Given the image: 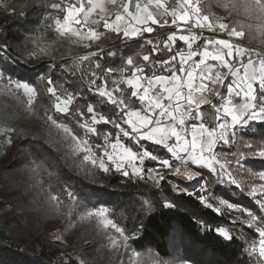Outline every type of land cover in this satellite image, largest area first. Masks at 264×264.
<instances>
[{
	"label": "snow or ice",
	"instance_id": "1",
	"mask_svg": "<svg viewBox=\"0 0 264 264\" xmlns=\"http://www.w3.org/2000/svg\"><path fill=\"white\" fill-rule=\"evenodd\" d=\"M37 2L43 11L36 27L27 30L32 35L24 37L23 50L27 61L52 57L48 71L38 73L37 79L52 101L42 119L60 133L54 146H63L65 161L86 174L90 168L116 172L154 187L173 180L172 190L177 192L188 187L177 177L196 182L201 204L221 215L238 214L230 221L232 229L216 231L230 241L234 230H249L242 250L255 264H264V171L245 167L250 158L264 160V146L245 141L242 135L253 123L264 125V0H216V8L223 10L220 14L207 0ZM2 10L15 12V5L7 3ZM158 29L168 30L164 38ZM108 38L122 41L125 48L139 45L141 51L122 54L118 67H104L101 61L117 55L101 46ZM245 41L258 46H247ZM72 46L87 50L74 57L75 67L69 68V62L56 64L55 53ZM6 48L0 45V51ZM77 69L84 82L79 89L53 75L61 70L75 77ZM0 89L22 93L26 108L33 110L35 86L0 72ZM105 104L112 106L111 114L101 110ZM8 132L15 128L5 129ZM234 146L243 151L233 152ZM149 161L152 166H146ZM31 167L34 173L53 175L44 162L33 161ZM241 174L246 183L237 179ZM210 176L218 184L230 183L246 192L256 210L229 199L210 200L203 194L208 193ZM65 191L67 215L74 219L80 200L73 191ZM49 202L65 214L60 195H50ZM163 206L175 207L167 199ZM108 212L107 208L88 211L80 220L97 221L119 264H164L150 250L145 254L131 249L135 233L130 236ZM121 249L131 252L126 261L119 260Z\"/></svg>",
	"mask_w": 264,
	"mask_h": 264
},
{
	"label": "trees",
	"instance_id": "2",
	"mask_svg": "<svg viewBox=\"0 0 264 264\" xmlns=\"http://www.w3.org/2000/svg\"><path fill=\"white\" fill-rule=\"evenodd\" d=\"M7 3L15 5V12L2 10ZM214 9H217L216 6ZM42 11L37 0H0V45H7L6 51L12 56L10 61L0 58L3 74L37 88L33 108L41 116L43 110L50 108L52 101L44 83L37 79V74L48 71L52 57L42 56L27 61L23 45L24 37L32 35L27 30L36 27ZM157 31L164 38L163 34L168 30ZM101 46L117 52L115 58L101 61L104 67H118L122 54L132 55L141 51L139 45L132 48L120 46V41L114 38L103 40ZM143 51H147V47ZM85 52L86 49L74 46L61 47L55 53V63L64 65L69 62L68 67L73 68L74 57ZM114 61L117 63L114 64ZM53 75L70 80L73 88L83 87L79 69L75 77L61 70L55 71ZM13 96L0 91V100L15 106L11 125L15 132L0 130V229L4 225L6 227V233L3 236L0 233V238H3L0 242V264H62L58 255L67 256L70 249L80 256L84 264H119L117 254L106 247L105 232L98 229L97 221L80 220L86 212L102 207L109 210V218L124 227L130 236L135 233L131 244L136 251L146 254L150 250L164 264H180L184 260L190 264H255L254 258H249L242 250V246H245L244 237L249 234V230L245 229L243 233L234 230V239L230 241L216 231L217 227L232 229L230 221L233 215L238 214L216 213L201 204L198 199L202 194L200 191L191 195L173 191V185L168 182L154 187L151 182L145 184L144 181L129 179L120 173L106 174L95 168H90L86 174L77 164L65 161L63 146L59 149L54 146L58 138L47 125H40L18 107ZM83 103L80 101L81 105ZM101 110L111 114L112 106L105 104ZM64 122L72 126L68 121ZM99 127L110 129V126ZM242 135L245 141L264 146V125L252 124ZM9 137L12 139L11 144L8 143ZM145 146L153 152L159 151L154 145ZM238 150L243 151L238 146L232 148L233 152ZM33 161L50 166L53 175L49 176L44 171L34 173L31 167ZM146 166H152V162H147ZM245 167L256 172L264 171V162L248 160ZM238 180L246 183L247 177L241 174ZM256 183L259 181L256 180ZM66 189L76 193L80 200L74 219L67 215L69 201ZM218 193L230 202H238L253 210L257 208L247 193H241L235 186H231L230 192L219 186ZM53 194L64 199L65 214L56 212L49 202V196ZM166 199L173 202L175 207H164ZM145 201L150 204L145 205ZM200 221H204L207 226ZM51 223L61 229L73 223V242L70 246L50 243L47 226ZM85 242L89 243L80 248ZM124 251L121 249L118 254L119 260L124 257ZM63 264L79 262L69 258Z\"/></svg>",
	"mask_w": 264,
	"mask_h": 264
},
{
	"label": "rangeland",
	"instance_id": "3",
	"mask_svg": "<svg viewBox=\"0 0 264 264\" xmlns=\"http://www.w3.org/2000/svg\"><path fill=\"white\" fill-rule=\"evenodd\" d=\"M207 3L211 6L212 11H215L218 14L222 13V11H223L222 9H220V11H218L217 9H214V6L216 4V0H207ZM0 55H1L0 58L4 61H10V59L12 57L10 55L6 56L2 52H0ZM13 59L15 60V58H13ZM32 62L36 63L37 61H32ZM27 63H29V62H27ZM0 72H2V73L4 72L2 67H1V63H0ZM1 90L2 89H0V91ZM13 97L15 98V104L18 107H20L28 116H31L37 123H39L42 126L47 125L45 123L44 119H42V116L38 112H36L34 110V108L32 111H29L26 108V106H25L26 105V97H24L22 95V93H16V94H14ZM35 98H36V95H35ZM14 109H15V106L13 104H10L6 100H2V99L0 100V130L1 131L5 132V129L11 128V125L14 122V115H13ZM105 114H109V112L105 111ZM256 123H258V122H256ZM253 124H255V123H253ZM47 126H48L49 130L59 139L60 133H58L57 129L54 127H50L49 125H47ZM109 130H111V129H109ZM249 160H257V161L264 162V160H261L259 158H254V159L250 158ZM111 173L112 172L106 173V174H111ZM237 179H238V177H237ZM168 183H171L174 186L173 180H169ZM176 186L179 187V185H176ZM219 186H220V189L223 188L227 192H230L231 186H234V185H231L230 183L218 184L217 181L215 180V178L210 176L209 177V183H208V193H205V195H209L210 200H218L219 198L226 199V197H224L218 193ZM198 191H200V186L198 184H196L194 186V188H192V190L182 189L180 192L191 195V194H194ZM0 233H1V236H3L2 234L6 233L5 225L1 227ZM73 234H74L73 223L67 225L66 228H64V229L56 228L55 223H51L47 226V236L49 238L50 243H53V244H59L62 246H70L73 242ZM61 236H62V239H61ZM0 239H1L0 240V242H1L3 238H0ZM131 241H132V239L129 241V244L131 246V249H134V247L131 244ZM88 243L89 242H85V243H83V245H80L79 247L81 248L82 246H85ZM130 254H131L130 250L128 251L127 254H125V251H124V257L122 258V260L126 261ZM69 258H73V259L77 260L78 262L81 261L80 256L78 254H75L72 249H70L68 251L67 256L62 255V254L58 255V259L62 262H67Z\"/></svg>",
	"mask_w": 264,
	"mask_h": 264
},
{
	"label": "built area",
	"instance_id": "4",
	"mask_svg": "<svg viewBox=\"0 0 264 264\" xmlns=\"http://www.w3.org/2000/svg\"><path fill=\"white\" fill-rule=\"evenodd\" d=\"M222 38H227V37H222ZM245 44H246L247 46H252V47L257 46V45L249 44V43H247L246 41H245ZM120 46L125 47V45H124V43H123L122 41H120ZM86 51H87V50H86ZM1 52H2L3 54H5L6 56H9V55H10L6 50H3V51H1ZM0 150H1V141H0ZM0 206H1V197H0Z\"/></svg>",
	"mask_w": 264,
	"mask_h": 264
},
{
	"label": "bare ground",
	"instance_id": "5",
	"mask_svg": "<svg viewBox=\"0 0 264 264\" xmlns=\"http://www.w3.org/2000/svg\"><path fill=\"white\" fill-rule=\"evenodd\" d=\"M176 179H181V180H183L184 184L188 185V187L185 188L186 190H192V188H194V186L196 185V182H188L186 179H184L182 177H177ZM61 239H62V236H61Z\"/></svg>",
	"mask_w": 264,
	"mask_h": 264
}]
</instances>
